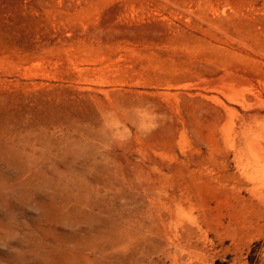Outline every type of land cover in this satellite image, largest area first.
<instances>
[{
	"label": "rangeland",
	"instance_id": "374dc122",
	"mask_svg": "<svg viewBox=\"0 0 264 264\" xmlns=\"http://www.w3.org/2000/svg\"><path fill=\"white\" fill-rule=\"evenodd\" d=\"M0 264H264V0H0Z\"/></svg>",
	"mask_w": 264,
	"mask_h": 264
}]
</instances>
